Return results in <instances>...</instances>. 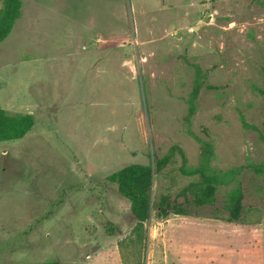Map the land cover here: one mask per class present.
<instances>
[{"label":"rangeland","instance_id":"1","mask_svg":"<svg viewBox=\"0 0 264 264\" xmlns=\"http://www.w3.org/2000/svg\"><path fill=\"white\" fill-rule=\"evenodd\" d=\"M21 11L0 43V106L35 124L0 142V264H264V0ZM206 143L215 203L158 217L162 194L199 180L179 168L200 166ZM174 145L186 160L158 172ZM131 163L153 168L143 232L109 179ZM239 185L242 222H228Z\"/></svg>","mask_w":264,"mask_h":264},{"label":"trees","instance_id":"2","mask_svg":"<svg viewBox=\"0 0 264 264\" xmlns=\"http://www.w3.org/2000/svg\"><path fill=\"white\" fill-rule=\"evenodd\" d=\"M22 0H3L0 8V43L12 32L15 23L22 15ZM264 94V88L261 89ZM35 118L31 113H10L0 106V142L23 138L33 128ZM253 126V125H252ZM256 130L258 129L254 126ZM211 145L202 146L203 161L195 168L180 166V172L185 176H199V180L192 181L183 187L176 196L162 194L158 201V217L167 218L169 215H193L190 211L191 204L198 207L213 205L216 201L218 178L210 174L209 157ZM176 154L186 160L181 147L174 145L170 152L164 155L156 164L159 172L168 165ZM257 172L264 169L257 168ZM109 179L118 185L119 193L131 203V212L136 218L135 230L146 231L145 224L150 217L151 189L153 185V168L151 164L131 163L113 172ZM183 198V201H179ZM244 193L241 186H237L230 195L228 205L229 215L224 218L228 222H242ZM199 216V215H194ZM219 218V217H216ZM223 219V218H221ZM112 228L109 231L114 232Z\"/></svg>","mask_w":264,"mask_h":264}]
</instances>
